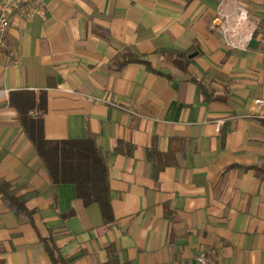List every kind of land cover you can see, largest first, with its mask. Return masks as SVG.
<instances>
[{"label": "crops", "instance_id": "obj_1", "mask_svg": "<svg viewBox=\"0 0 264 264\" xmlns=\"http://www.w3.org/2000/svg\"><path fill=\"white\" fill-rule=\"evenodd\" d=\"M30 5L0 46V179L33 213L0 194V264H61L47 236L66 264H264V0ZM239 9L244 48L215 25ZM40 137L98 148L108 199L53 182Z\"/></svg>", "mask_w": 264, "mask_h": 264}, {"label": "trees", "instance_id": "obj_2", "mask_svg": "<svg viewBox=\"0 0 264 264\" xmlns=\"http://www.w3.org/2000/svg\"><path fill=\"white\" fill-rule=\"evenodd\" d=\"M177 53V52H173ZM180 55V54H179ZM132 61L145 62L139 56H133ZM173 63L184 67L180 59H173ZM34 146L40 155L48 174L53 182L75 183L78 195L84 203L108 199L107 176L100 155V150L88 143L81 144L77 140H46L43 137L34 139ZM118 142L116 151H120ZM80 144L81 148L77 146ZM93 144V143H91ZM0 194L7 206L19 217H26L31 221L32 211L25 206L26 196H15L10 184L0 179ZM43 246L54 263L66 264L58 252V247L53 244L50 237H40ZM102 264H120L112 249L108 250L106 262Z\"/></svg>", "mask_w": 264, "mask_h": 264}, {"label": "built area", "instance_id": "obj_3", "mask_svg": "<svg viewBox=\"0 0 264 264\" xmlns=\"http://www.w3.org/2000/svg\"><path fill=\"white\" fill-rule=\"evenodd\" d=\"M15 11L21 12L25 18L40 13L38 7L30 5V0H0V46L4 43L6 29L9 26V16ZM219 14L221 18L215 25L226 44L235 48H244L253 33V25L247 19L244 10L239 9L236 15L230 16H224L222 12ZM7 92V89L0 88V99L5 98ZM255 102L262 103V100L256 99ZM199 260L203 262L202 257H199Z\"/></svg>", "mask_w": 264, "mask_h": 264}]
</instances>
